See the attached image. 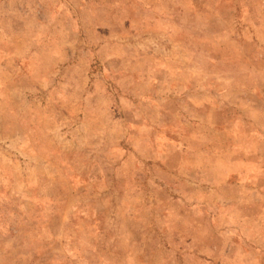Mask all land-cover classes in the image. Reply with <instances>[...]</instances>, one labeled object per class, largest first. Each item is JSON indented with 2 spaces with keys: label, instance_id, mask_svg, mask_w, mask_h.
Wrapping results in <instances>:
<instances>
[{
  "label": "rangeland",
  "instance_id": "obj_1",
  "mask_svg": "<svg viewBox=\"0 0 264 264\" xmlns=\"http://www.w3.org/2000/svg\"><path fill=\"white\" fill-rule=\"evenodd\" d=\"M0 264H264V0H0Z\"/></svg>",
  "mask_w": 264,
  "mask_h": 264
}]
</instances>
